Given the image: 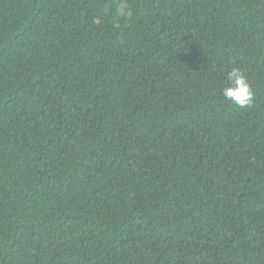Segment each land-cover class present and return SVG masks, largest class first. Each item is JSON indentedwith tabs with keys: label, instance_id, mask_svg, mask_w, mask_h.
<instances>
[{
	"label": "trees",
	"instance_id": "trees-1",
	"mask_svg": "<svg viewBox=\"0 0 264 264\" xmlns=\"http://www.w3.org/2000/svg\"><path fill=\"white\" fill-rule=\"evenodd\" d=\"M0 264H264V0H0Z\"/></svg>",
	"mask_w": 264,
	"mask_h": 264
},
{
	"label": "clouds",
	"instance_id": "clouds-1",
	"mask_svg": "<svg viewBox=\"0 0 264 264\" xmlns=\"http://www.w3.org/2000/svg\"><path fill=\"white\" fill-rule=\"evenodd\" d=\"M226 81V85L222 88L225 100L231 101L240 109L251 108L254 94L246 74L240 68L234 67L227 73Z\"/></svg>",
	"mask_w": 264,
	"mask_h": 264
}]
</instances>
